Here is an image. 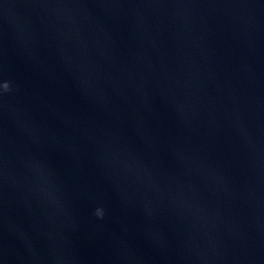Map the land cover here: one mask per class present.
Returning <instances> with one entry per match:
<instances>
[{
    "label": "water",
    "instance_id": "obj_1",
    "mask_svg": "<svg viewBox=\"0 0 264 264\" xmlns=\"http://www.w3.org/2000/svg\"><path fill=\"white\" fill-rule=\"evenodd\" d=\"M0 264H264V0H0Z\"/></svg>",
    "mask_w": 264,
    "mask_h": 264
},
{
    "label": "clouds",
    "instance_id": "obj_2",
    "mask_svg": "<svg viewBox=\"0 0 264 264\" xmlns=\"http://www.w3.org/2000/svg\"><path fill=\"white\" fill-rule=\"evenodd\" d=\"M8 87H9V85L7 84V83H5L4 85H3V88H4V90L5 91H7L8 90ZM98 216H102V211L101 210H97V213H96Z\"/></svg>",
    "mask_w": 264,
    "mask_h": 264
}]
</instances>
